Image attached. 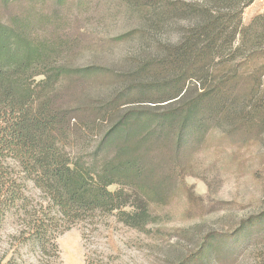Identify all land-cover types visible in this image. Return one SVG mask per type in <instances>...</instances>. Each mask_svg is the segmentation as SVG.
Returning <instances> with one entry per match:
<instances>
[{"label": "trees", "instance_id": "obj_1", "mask_svg": "<svg viewBox=\"0 0 264 264\" xmlns=\"http://www.w3.org/2000/svg\"><path fill=\"white\" fill-rule=\"evenodd\" d=\"M1 1L10 7L22 0ZM56 1L59 9L90 5ZM125 1L160 44L170 25L181 28L152 64L173 77L154 106L127 100L135 87L95 99L93 81L107 69L60 62L81 51L78 40H34L27 12L0 21V232L12 218L20 224L0 264H43L47 256L60 264L59 237L80 225L95 231L111 216L143 229L152 221L147 193L162 197L184 179L218 125L228 137L264 134V13L243 24L255 0ZM188 83L197 95H189ZM88 122L106 129L93 153L79 155L74 134ZM263 235L264 210L233 231L207 234L178 264L237 262ZM86 264L96 263L87 256Z\"/></svg>", "mask_w": 264, "mask_h": 264}, {"label": "rangeland", "instance_id": "obj_2", "mask_svg": "<svg viewBox=\"0 0 264 264\" xmlns=\"http://www.w3.org/2000/svg\"><path fill=\"white\" fill-rule=\"evenodd\" d=\"M88 2L90 5L80 10L72 4L59 9L56 0H47L46 4L22 0L10 7L3 6L0 0V21L8 22L14 12H27L34 40L50 39L57 34L78 40L81 51L69 54L60 62L73 68L107 69V74L95 76L92 84L95 99L135 87V95L127 99L131 102L154 106L152 103L163 100L168 90L163 85L173 77L152 64L163 58L167 42L177 40L181 28L170 25L160 44L147 37L140 14L131 10L125 0ZM263 13L264 0H255L245 9L243 24L250 25ZM121 36L124 38L120 39ZM188 87L191 97L197 95L192 84L188 83ZM90 123L74 134V151L79 155L93 153L105 132V125ZM226 131V125L221 124L209 133L191 156L189 174L180 178L171 191L162 197L147 193L152 218L149 225L134 229L111 216L98 224L95 231L84 227L85 240L83 226H77L57 239L60 264H86L87 256L96 264H178L200 247L207 234L233 231L244 220L261 213L264 134L242 139L228 137ZM115 189L117 186L111 188ZM19 225L12 218L0 232V255L15 240ZM22 253H29V249L23 247ZM50 259L45 257L43 264H48ZM210 262L264 264V235L251 242L237 262H220L217 258Z\"/></svg>", "mask_w": 264, "mask_h": 264}]
</instances>
